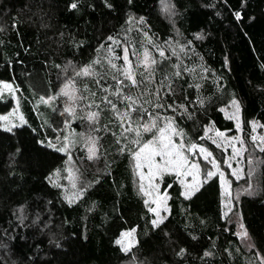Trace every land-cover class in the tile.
<instances>
[{
  "label": "trees",
  "instance_id": "16d2710c",
  "mask_svg": "<svg viewBox=\"0 0 264 264\" xmlns=\"http://www.w3.org/2000/svg\"><path fill=\"white\" fill-rule=\"evenodd\" d=\"M68 2L0 0V80L13 81L19 86L27 120V124L14 128L12 133L0 128V233L4 229L12 233L16 228L18 222L12 212L21 203H26L29 216L26 223L30 225L16 228L12 251L5 257L8 264L12 261L30 264L29 257L35 264H122L131 261L133 256L142 264H260L255 253H264V177L259 195H243L236 204V212L257 247H245V240L234 235L235 223L221 219V191L216 176L192 198L185 199L179 195L181 188L175 176L166 175L160 187L169 195L168 219L159 229H151L148 220L152 214L147 213L138 193L132 159L127 151L118 152L120 145L113 136V132H120L118 123L113 122L109 109L101 105L99 119L91 130L79 114L70 123L76 131L85 129L99 137L98 160L89 161L83 149H76L75 157L85 182L100 177V182L89 189L86 197L70 207L62 200L61 190L45 179L53 169H63L67 157L37 143L45 140V136L54 139L63 132L58 128L61 102L52 106L41 103L36 108L32 102L39 95L55 94L65 78L73 77L71 70L67 71L69 75L64 74L69 61L79 69L99 57L103 66L93 67L100 76L74 77L79 95L86 97L82 105L90 104L93 99L99 104L104 96L102 85L114 90L113 75L124 79L105 60L115 54L120 59L114 63L123 66L121 46L124 44L132 52H140L145 47L157 62L151 66L154 83L134 89L125 79L124 91L137 96L147 88L154 99L162 77L171 76L175 94L165 98L169 82L164 81L160 95L165 105L175 100L185 104L194 115L189 119L179 111L174 113L166 108L159 111L172 117L190 139L201 136L209 123L220 130L234 132L233 121L220 111L233 95L240 102L243 127L248 128L250 120H256L264 128V0H172L178 15L171 19L162 13L160 0H132L131 4L128 0H108L113 5L111 9L103 0H81L79 10L72 11L67 8ZM235 11L241 12L239 21L233 14ZM130 14L145 17L143 31L135 25L128 30L125 21ZM201 30L206 34L204 39H195L193 33ZM144 31L148 32L147 38ZM109 35L120 41V45L106 40ZM187 40L194 41L192 50L180 52L177 48L176 55L164 43H186ZM102 43L105 47L97 52ZM107 45H112L113 53L107 51ZM153 45L165 49L164 59ZM177 63L181 70L187 67L192 71L183 72L180 77L172 76V66ZM136 74L137 80L143 81L147 73L140 66ZM196 84L200 85L199 89ZM90 93H95V97ZM110 98L116 100L114 96ZM197 98L204 101L203 106L197 103ZM142 99L148 100L149 96L144 95ZM11 106L9 96L0 98V113ZM118 107L123 106L118 104ZM144 108L143 118L147 122L149 105L144 104ZM89 110L96 111L95 104ZM133 119H139V113ZM45 121L52 126L44 124ZM154 132L142 131L141 139L148 140ZM17 147L21 152L16 153ZM10 153L15 154L14 158H10ZM92 201L96 207L86 213ZM36 212L41 214L37 223L42 227L43 222H49L50 232L56 234L61 247L50 245V233H42L40 227L31 224ZM133 227L139 244L125 254L114 240L121 231ZM226 228L230 230L225 231ZM192 235L197 239H192ZM180 247L187 249L183 258L176 256ZM205 250L213 255L202 260Z\"/></svg>",
  "mask_w": 264,
  "mask_h": 264
},
{
  "label": "snow or ice",
  "instance_id": "6c2138e0",
  "mask_svg": "<svg viewBox=\"0 0 264 264\" xmlns=\"http://www.w3.org/2000/svg\"><path fill=\"white\" fill-rule=\"evenodd\" d=\"M104 5L111 9L113 5L108 2V0H103ZM161 2V11L166 14L168 19H171L173 16L178 15V11L176 9V5L172 3V0H160ZM81 0H69L67 4V8L72 10H79ZM128 3L131 4L132 0H128ZM89 7H94V5L89 4ZM213 6V5H206ZM234 16L237 21H239L241 17L240 11H235ZM219 15V13H217ZM126 24L129 25V31L132 30V26L135 25L138 29L142 30L146 27L145 17L139 16L136 17L134 15H128L125 21ZM173 21V25H174ZM13 27H15V21H13ZM177 33L179 34V30L177 29ZM205 33L203 30L200 32L193 33V37L195 39H204ZM144 36L148 37V32L144 31ZM106 40L111 41L112 44L117 46L120 45V41H118L115 37L109 35L106 37ZM149 43H151V39L149 38ZM193 40H187L186 43H181L180 41L174 42V44H170L169 41H165V45L172 48L173 54L176 55L177 48L180 52H188L191 51ZM82 43V42H81ZM105 45L102 43L98 48L97 52H99ZM107 51L109 53H113L112 45H107ZM153 47L158 52L159 56L164 59L165 58V49L158 46L153 45ZM123 66H119L114 63L115 59H120V57L112 56L105 57L109 67L111 69L116 70L120 73L124 79H120L117 76L113 75L112 79L115 81L116 87L113 90L111 86L102 85V91L104 92V96L99 104L95 103L93 99L92 102L88 105H80L79 102L86 99V97L78 95V89L75 87V79L74 77L79 76H100V73L95 71L94 65L103 66V62L99 57L94 59L91 63L84 65L82 68L77 69L76 66L72 63V61L68 62V66L72 67L73 77H69L66 79L65 83L62 85L60 90L53 95H40L39 103H43L45 105L51 106V102L56 100L57 97L64 96L67 97V102L63 107L62 111H60V115L64 117L63 123L67 127L71 120L77 118V108L80 110H87V120L89 121V127L91 130L92 124L97 122L100 116L101 105L108 108L114 117V123H118V127L120 129L119 134L113 132V136L116 137V144L120 145L118 148V152L124 153L127 151L134 161V173L139 177V186L138 193L143 198V203L147 209V213L152 214V218L148 220V224L151 226V229H159L162 225L165 224V221L168 219L164 213L169 211L168 199L169 195L167 192L160 191V181L167 176L174 175L176 180L179 181L181 186V191L179 193L180 196L185 199L192 198L197 192L200 191L201 187L210 181L213 177L219 176L220 179V188H221V209H220V217L224 219L227 223H232L233 216H236V212L234 211L236 204L239 202V192H237L236 197H233L231 188L228 180L225 178V174L220 170L219 164L217 160L213 157V153L209 150L208 147L197 143H186L184 141V130L179 128L176 125L175 120L172 117L167 116L166 114L162 115L159 109H171L172 112L179 111L181 116L187 115L189 119L192 118L194 113L189 112L188 108L183 103H177L175 100L172 103L165 105L164 100L161 98V91L163 90V82L168 81V87L166 90L165 98L167 95H174L173 86L171 83L172 77L165 75L162 77L161 85L155 89V98H152V93L149 89L145 88L140 92L139 95L133 96L124 91V80L126 79L130 82L131 88H140L142 84H152L155 82L154 80V69H151L152 65H156V60L153 58L147 49L143 52V58L137 57L139 61L138 66H142L146 75L143 81H138L136 76V72L133 70L132 64L129 60V48L128 45H124L123 48ZM179 55H177V61L179 62ZM227 64V60L225 61ZM57 67H60L57 65ZM264 67V65H262ZM172 76L180 77L183 72L192 71L185 67L183 70L180 69L179 63L172 66ZM203 71H207V69H203ZM99 84L100 81L97 80ZM195 87L199 89L200 85L196 84ZM87 89V85H85ZM7 91L9 95L12 96V99H16L15 90L13 85L5 80H0V98H2L3 93ZM144 95H148L149 99L144 100L142 97ZM90 96L95 97V93H90ZM110 96H114L116 100L110 98ZM188 97L185 96V100ZM197 103L203 106L204 101L202 99L197 98ZM95 104L96 111H91V107ZM118 104L123 107H118ZM144 104L149 105L148 112V121L145 122L143 118V114L145 112ZM229 106L234 110L231 114L225 112V115L228 119H232L236 121V129L239 131L241 129V123L239 118L240 113V102L233 95V98L229 102ZM53 111H57L56 108H53ZM153 111H155V116H153ZM220 111H225L224 108H221ZM139 113V119H133L134 114ZM19 121V124L16 123ZM252 125V130L256 129V122L250 121ZM27 124V120L25 119L23 113L19 109V104L17 102V106L9 111L6 115H0V128L4 131L12 133L14 128L19 127L20 125ZM44 124L48 126H52L48 121H45ZM43 127V125H42ZM107 127V126H105ZM54 131H59L56 128H53ZM98 131V129H95ZM151 139L142 140L141 133L143 132H153ZM33 132L36 129L32 130ZM209 129L205 127L204 132L205 136H207ZM135 133L134 137L130 138V135ZM82 138V142L84 147L87 150V159L89 161H94L99 159V137L91 135V131L89 134L85 135L83 133L80 134ZM174 136H179L180 141L176 142L173 140ZM204 137H201L203 139ZM212 140V143L216 145L217 148L222 145H231L233 150V157L239 156L241 154V150L244 148V142L240 140V137L237 136H229L225 137L224 133L217 130L215 137H209ZM252 141L255 143L257 141V137L253 135L251 137ZM260 143L256 146L264 151V136L259 138ZM46 141V142H45ZM233 141L239 142V149L236 147V144ZM77 140L73 133H69L68 135H64L61 139L60 135L57 137L48 138L45 136V140L37 141V143L42 146L52 149L57 153H62L67 157L65 160V167L55 168L52 172L45 177L49 184L53 187H56L61 190L62 200L67 202V204L71 207L73 204H76L82 201L89 189L100 182V177L97 176L96 180L91 182H85L82 179V174L79 173V169L72 165V157L71 150L77 144ZM131 145V147H129ZM198 149L199 154L203 157L206 164L201 165L200 163L190 159V154L193 150ZM21 152L19 147L16 148V153ZM15 154L10 153V158H14ZM224 164H229V159H224ZM252 163L251 158H249V164ZM211 165V168H208V165ZM231 167V165L229 164ZM206 169V172L204 171ZM110 174V173H109ZM233 175L237 176L239 179L238 173L234 170ZM190 178V179H189ZM61 180L67 181V183H62ZM171 187V185H169ZM249 189H251V184H249ZM248 195H253L254 192L250 190H245ZM50 204L51 201H48ZM96 207V202L92 201L90 205L85 209V212H92ZM230 213L232 215H230ZM12 215L15 217L16 228L24 227L27 228L30 225L26 223L29 219V216L26 214V203L18 204L12 212ZM41 214L36 212L31 219V224L34 226L40 227L41 232L48 231L50 233L51 238L49 239L50 245H55V247H61L60 240L56 238L55 233L50 232V223L43 222L42 227L37 223L40 221ZM84 219V217H82ZM147 219V217H145ZM64 223H67L65 220ZM203 224L204 221L202 220ZM62 227V225H61ZM237 227L238 231L234 233L238 238L242 240H247L245 247L254 248L257 247L252 241V237L248 233L245 224L242 222L240 217H237ZM16 228L12 229V233L9 232L8 229H4L2 233H0V253H3L0 256V261L3 264H8V260L5 257H8L11 253V242L15 239V231ZM230 229L226 228L225 231H229ZM136 228L133 227L128 231H121L119 233V237L114 240V243L119 246L120 251L128 254L133 247L138 246L139 241L136 239L135 234ZM165 235H168L165 232ZM24 239V237H21ZM61 239H63L61 237ZM192 239H197L195 235H192ZM39 248V245L37 246ZM225 251H228L225 249ZM187 253V249L184 247H180L176 252V256L179 258H183ZM213 253L205 250L201 259L203 260L205 257L212 256ZM255 255L259 258L260 264H264V253L261 251H257ZM30 264H35V261L32 257H29ZM12 264H18L17 261H12ZM130 264H142V262H137L136 257L133 256Z\"/></svg>",
  "mask_w": 264,
  "mask_h": 264
},
{
  "label": "rangeland",
  "instance_id": "374dc122",
  "mask_svg": "<svg viewBox=\"0 0 264 264\" xmlns=\"http://www.w3.org/2000/svg\"><path fill=\"white\" fill-rule=\"evenodd\" d=\"M159 4H160L159 6L161 9V2ZM163 14L166 15L165 13H163ZM121 47H122V60H123L124 44ZM128 48H129V60L132 64L133 70L136 72V68L140 67V66H138L139 61H138L137 57H140L142 59L143 58V52L145 51L146 48L145 47L142 48V50L140 52H134V50L132 52L131 47L128 46ZM69 70L72 71L71 66H68L67 68L65 67L64 74L69 75V74H67V71H69ZM66 79L67 78H65V80L62 83H60V86H59L57 92L60 90L62 85L65 83ZM7 82H9L13 85V88H14L15 94H16V99L13 100L12 96L9 95L7 91H5L3 93L2 98L9 96L12 100V106L8 111L2 112V113H0V115H6L9 111H11L13 108H15L17 106V102L19 104L20 111L24 115L23 103H22V97L23 96H22V93L20 92L19 86L13 81H7ZM75 87L78 89V87L76 85H75ZM46 95H53V94H46ZM78 95H79V91H78ZM39 97H40V95L36 98L35 102H32V105L34 108H36L37 106H39L41 104L38 102ZM58 102H61V109H63V107L65 106V103L67 102V97H64V96L57 97L56 100L51 102V106L53 105V103H58ZM229 102L225 106L222 107L225 109V111H222L225 117H227L225 115V112H228L229 114H231L234 111L229 106ZM79 104L82 106V104H83L82 101H80ZM77 114H79L81 116V118L82 117H83V119L85 118V122L83 121V123H89V121L86 118L87 117V111L80 110V108L78 107L77 108ZM24 117H25V115H24ZM60 118H61V120H60V123L58 124V128L60 127L63 129V132L60 135L61 139L63 138L64 135H68L69 133H73L75 136V139L78 141L77 144L71 150V157H72V165H74L76 168H78L79 173L82 174L80 171V163L75 157V150L76 149H83L84 153H86V155H87V150L83 145L82 138H81L80 134L83 133V134L87 135V134H89V132H87V130H85V129H83L80 132L76 131L71 126V124H69L66 127L63 123L64 117H62L60 115ZM239 118H240V123H241V129L239 131H237V129H236V121L231 119L233 121V124H234V132H230L227 130H220V129L216 128L214 125H212V123H209L208 125L205 126L209 129L207 136H205V132H204L205 127L203 129L201 136H199L196 139H190L186 134L184 135V141L186 143L194 142V143H197V144H200V145H203V146L209 148V150L213 153V157L217 160L219 167H220V170L224 172L225 178L229 182L233 197H236L237 192H239L238 200L243 195H246L249 197L259 195L262 192L261 178L264 177V151H261V149L256 146L257 144L260 143L259 138L261 136H264V128L256 120H250V121L256 122L255 131L252 130V125L250 123H249L248 128H244L243 123H242V117H241V107H240ZM25 119H26V117H25ZM16 123L19 124V121H16ZM93 124H96V122ZM217 130L223 132L225 137L237 136V135L240 137V140L244 142V148H243V150H241V154L239 156L233 157V150H232V146L230 144L229 145H222L221 147L217 148L216 145L212 143V140L209 139V137L214 138ZM253 135H255L257 137V141L255 143L251 139V137ZM201 137H204V138L201 139ZM151 138H149V139H151ZM173 140L176 142H179L180 137L174 136ZM233 143H235L236 147L239 149V142L233 141ZM262 147H264V145H262ZM226 158L229 159V164L231 165V167L229 166V164L223 163L224 159H226ZM249 158H251V160H252L251 164H249ZM190 159L200 163L201 165L206 164V161H204L203 157L199 154L198 149H195L192 151V153L190 154ZM132 165H134V161H132ZM64 167H65V165H64ZM208 168H211L210 164L208 165ZM234 170L238 173L239 179H237L236 175H233ZM204 171L206 172V169H204ZM135 176H136V184L138 187L139 186V177L137 175H135ZM216 177L218 178L219 185H220L219 176H216ZM61 182L65 183V184L67 183V181H64V180H61ZM177 182L179 183V181H177ZM160 183H161V181H160ZM249 184H251V189H249ZM179 185H180V183H179ZM180 188H181V186H180ZM245 190L253 191L254 194L248 195ZM160 191L162 193L167 192L166 190H162L161 187H160ZM220 191H221V188H220ZM234 211L236 212V206H235ZM167 214H168V212L164 213L165 216H167ZM236 214H237V212H236ZM230 215H232V214L230 213ZM237 217H239L238 214L236 216H233L232 222L235 223L237 231H238ZM245 242L248 243L247 240H245ZM122 264H130V260L126 261L125 263L123 262Z\"/></svg>",
  "mask_w": 264,
  "mask_h": 264
}]
</instances>
